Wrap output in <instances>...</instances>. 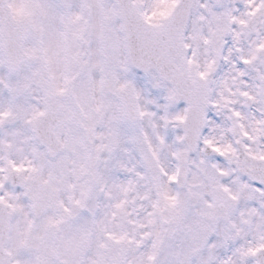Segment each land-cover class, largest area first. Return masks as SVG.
<instances>
[{
    "label": "snow or ice",
    "instance_id": "snow-or-ice-1",
    "mask_svg": "<svg viewBox=\"0 0 264 264\" xmlns=\"http://www.w3.org/2000/svg\"><path fill=\"white\" fill-rule=\"evenodd\" d=\"M0 264H264V0H0Z\"/></svg>",
    "mask_w": 264,
    "mask_h": 264
}]
</instances>
